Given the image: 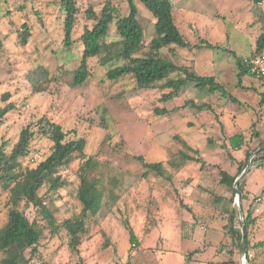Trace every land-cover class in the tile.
Masks as SVG:
<instances>
[{"label": "rangeland", "instance_id": "rangeland-1", "mask_svg": "<svg viewBox=\"0 0 264 264\" xmlns=\"http://www.w3.org/2000/svg\"><path fill=\"white\" fill-rule=\"evenodd\" d=\"M75 2L78 13L71 36L73 43L65 48L62 45L64 14L59 0H0V108L6 104L1 101L5 93L9 94L7 103L14 105L0 124V146L4 145V152L9 153L20 131L41 117L58 123L66 133V140H85L84 152L95 162L91 173L100 181L104 202L97 219L88 217L78 252L68 247L65 230L51 237L37 210L21 203L19 210L43 229L37 253L29 264L210 261L215 248L229 242L223 225L233 210L238 215L236 227H239L237 220L241 222L233 202V189L220 184L219 172L235 175L238 163L245 162L244 151L254 148L264 136V108L257 105L264 80L243 76V87H239L235 65L236 58H249L257 37L264 31V2L254 7L251 0H170L174 20L190 45L200 44L204 39L219 48L175 49L174 54L163 49L162 57L201 76H214L237 102L187 84L177 97L166 103L159 99L168 90L137 89L130 76L116 81L106 78L109 69L123 64L115 57L120 44L109 45L99 57L87 60L89 78L81 86L71 84L82 52L78 38L92 25L86 20V9L91 6L98 13L109 3L120 16L128 12L125 0ZM135 7L143 32V48L133 57H141L155 37L154 19L141 3L135 2ZM23 25L30 31L25 46L17 39ZM115 37L112 24L106 44ZM241 102L259 116L258 139H251L254 115L247 113ZM201 105L206 107L197 109ZM156 107L165 108L168 115L156 116L153 112ZM174 108L177 110L173 111ZM236 133L244 135L246 147L240 151L223 149L226 138ZM51 146L47 138L35 133L28 155L20 160L14 172L22 174L34 168L49 155ZM186 146L198 154L194 155ZM182 154L199 158L203 167L199 163L183 162ZM137 156L146 163H161L164 175L150 172L144 177L145 169L135 159ZM79 164L74 160L59 169L62 188L49 192L43 186L38 191L43 204L58 221L80 212L76 199ZM250 164L245 182L251 193L245 183L247 199L241 202V207L243 216L248 208L257 215L250 231V242L254 244L264 241V166L256 167L258 162L250 161ZM6 186L0 185V228L6 222L9 208ZM125 224L132 228L139 246L129 244ZM193 251L197 252L188 258ZM3 258L0 252V263ZM235 258L236 264H240L239 254ZM255 262L264 264V249Z\"/></svg>", "mask_w": 264, "mask_h": 264}, {"label": "trees", "instance_id": "trees-1", "mask_svg": "<svg viewBox=\"0 0 264 264\" xmlns=\"http://www.w3.org/2000/svg\"><path fill=\"white\" fill-rule=\"evenodd\" d=\"M127 4V14L120 16L118 10L109 3H106L100 12H94L92 7H88L85 11L86 20L91 21V28H85L82 35L78 38L82 45L81 58L78 66L73 71L71 84L73 86H81L89 78L90 73L87 67V60L99 57L107 46L120 44L121 49L115 56L121 59L123 64L115 66L106 72V78L109 81H116L120 78L130 76L137 89L146 90L154 88H162L168 90L161 94L160 102L166 103L179 95L187 84H193L199 91H205L210 94L218 93L222 97L228 98L231 102H237L224 88L223 85L216 82L213 76H201L196 71L185 66H178L172 61L162 57L161 51L169 49L174 54L175 49H218L217 45H212L206 40L201 39L200 44L190 45L180 32L173 14V6L170 0H125ZM252 5L256 7L262 4L264 0H251ZM135 2L141 3L152 15L154 19L155 37L150 40L147 46V52L141 57H133L141 52L143 48V32L137 21V12ZM63 10V26H62V45L69 48L73 43L71 38L72 31L76 22L78 8L75 0H59ZM114 24L116 37L114 41L106 44L108 40L109 27ZM30 37V31L27 26L23 25L18 33L17 39L21 46L27 44ZM264 48V31L257 37L255 41V50L253 53L259 52ZM232 53V52H231ZM235 55L234 53H232ZM114 59V58H113ZM112 60V59H110ZM247 59L236 58V66L238 73L236 78L240 85V79L243 76H250L247 72ZM109 62V61H107ZM264 80V79H263ZM38 92L43 90L38 89ZM9 94L5 93L1 96V101L6 103L0 108V124L3 118L14 109L12 103H7ZM258 105L264 108V90L259 94ZM204 105L197 106L202 110ZM174 108L173 111H176ZM156 116H167L169 111L165 108L154 109ZM257 122L259 116L254 114V120L251 123L252 134L251 139H258ZM35 128V131H34ZM37 133L52 144L49 155L39 162L34 168L26 169L22 174L14 172L20 165L21 159L25 158L29 153V145ZM245 137L241 133H236L226 138V143L222 144L223 149L229 147L233 151H240L246 147ZM264 144V136L257 142L252 149L244 151V163H238L235 175H230L225 171H220V184L232 190L235 178L245 168V165L251 155ZM86 142L83 138L75 140H66V133L62 127L41 117L35 124H29L23 128L18 136L16 143L13 145L9 153H5L3 146H0V185H7L9 190V198L7 200L8 211L6 222L0 228V252L4 258L0 264H29L31 258L37 253V245L43 236V229L37 221H29L25 215L19 210L21 203L25 207L32 206L37 210L41 219L45 222L51 237L58 234L60 230H65L69 237L68 247L78 252L81 245V236L86 232V221L88 217L96 218L100 214L103 202V195L100 188V181L93 177L92 173L95 167L93 158L85 155ZM194 155L198 154L197 150H193L186 146ZM145 169L143 176H147L152 172L158 176L164 175V168L161 163H146L141 156L135 157ZM183 162L199 163L203 167V162L195 156L182 154ZM74 160L79 161L77 168V178L79 185L76 192V199L80 205L79 214L72 218L58 221L56 216L43 203L42 198L38 195V191L46 186L47 191H57L62 188L63 181L58 174L60 168L67 167ZM182 162V163H183ZM264 164V148L256 153L251 159V163ZM250 172L248 170L247 174ZM246 174V175H247ZM241 179L238 185L240 193V201L243 203L247 199L244 193L245 177ZM170 179V177H166ZM233 191V190H232ZM234 195V191H233ZM219 201V200H217ZM232 201V198L230 199ZM106 204V203H105ZM243 209V208H242ZM236 219H238L237 211L233 210L232 214L227 218L223 230L227 235L229 242L222 243L215 248L214 258L203 264H236V258L239 254L241 241V227L245 233V242L247 252H252L253 258L247 259L245 264H256L255 260L261 250L264 249V241H258L254 244L250 242V231L256 224V216L253 210L248 208L247 212L236 227ZM125 230L128 233V242L132 246L140 245L132 228L125 224ZM29 257H26V252ZM197 251L190 252L188 258ZM222 258L218 261L216 259Z\"/></svg>", "mask_w": 264, "mask_h": 264}, {"label": "water", "instance_id": "water-1", "mask_svg": "<svg viewBox=\"0 0 264 264\" xmlns=\"http://www.w3.org/2000/svg\"><path fill=\"white\" fill-rule=\"evenodd\" d=\"M264 148V144L262 146H260L252 155L251 157L248 159V164L245 166V168L241 171V173L235 178L234 182H233V186L232 189L234 191V199L233 202L237 205L238 207V214L240 217V220L242 222V218H243V211H242V207H241V201H240V193L238 191V185L239 182L241 181V179L247 174L248 170L251 167L250 161L251 159L256 155V153L258 151H260L261 149ZM246 242H245V233L243 228L241 227V241H240V249H239V257H240V264H244L243 261L246 257Z\"/></svg>", "mask_w": 264, "mask_h": 264}, {"label": "built area", "instance_id": "built-area-1", "mask_svg": "<svg viewBox=\"0 0 264 264\" xmlns=\"http://www.w3.org/2000/svg\"><path fill=\"white\" fill-rule=\"evenodd\" d=\"M247 72L251 77L257 79H264V48L259 52L253 53L250 58L246 61ZM252 252H246V257L243 261L245 264L247 259H252Z\"/></svg>", "mask_w": 264, "mask_h": 264}, {"label": "crops", "instance_id": "crops-1", "mask_svg": "<svg viewBox=\"0 0 264 264\" xmlns=\"http://www.w3.org/2000/svg\"><path fill=\"white\" fill-rule=\"evenodd\" d=\"M218 46V45H217ZM219 47V46H218ZM234 53V52H233ZM235 54V53H234ZM253 54V53H252ZM252 54L249 56V58L252 56ZM241 58V57H240ZM242 59V58H241ZM236 65V64H235ZM237 73H238V71H237ZM237 75V74H236ZM214 77V76H213ZM215 80H216V82H218V80H217V78H215ZM239 84V82H238V80H237V85ZM222 85V84H221ZM239 87H243L242 85H241V79H240V85H238ZM225 88V87H224ZM258 96V95H257ZM258 102H259V97H258ZM241 105L242 106H244V108L246 109L245 111L247 112V113H249L250 112V115L252 116V114L254 115V113H255V111L254 110H252L251 108H248V105H246L245 103H242L241 102ZM258 105V104H257ZM258 107V106H257ZM256 110H257V108H256ZM262 166H264V164L262 165ZM262 166H260V167H262ZM259 167V168H260ZM246 183V190L249 192V193H251L250 192V188H249V185L247 184V182H245ZM258 212H260L259 211V209H258ZM257 216V215H256ZM201 264H203V262L201 263Z\"/></svg>", "mask_w": 264, "mask_h": 264}]
</instances>
